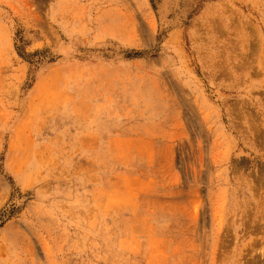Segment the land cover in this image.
<instances>
[{
    "label": "rangeland",
    "instance_id": "1",
    "mask_svg": "<svg viewBox=\"0 0 264 264\" xmlns=\"http://www.w3.org/2000/svg\"><path fill=\"white\" fill-rule=\"evenodd\" d=\"M0 264H264V0H0Z\"/></svg>",
    "mask_w": 264,
    "mask_h": 264
}]
</instances>
